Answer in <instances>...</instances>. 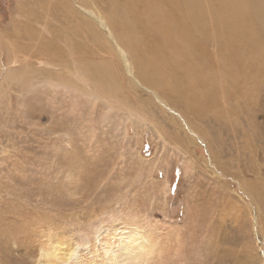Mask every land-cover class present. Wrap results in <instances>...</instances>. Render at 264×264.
I'll return each mask as SVG.
<instances>
[{"label":"rangeland","instance_id":"rangeland-1","mask_svg":"<svg viewBox=\"0 0 264 264\" xmlns=\"http://www.w3.org/2000/svg\"><path fill=\"white\" fill-rule=\"evenodd\" d=\"M100 1L0 0V264H38L52 240L69 264H264V26L261 55L201 39L216 97L190 109L122 47L128 72L118 31L79 8L109 21Z\"/></svg>","mask_w":264,"mask_h":264},{"label":"bare ground","instance_id":"bare-ground-1","mask_svg":"<svg viewBox=\"0 0 264 264\" xmlns=\"http://www.w3.org/2000/svg\"><path fill=\"white\" fill-rule=\"evenodd\" d=\"M71 1L74 4L76 2V0ZM102 1L107 2L109 5V21L103 19L90 7V9L81 6L79 8L91 19L95 20L99 26L103 27L111 39L115 38L113 30L118 31L119 39H115L120 40L123 46H119V41L117 51L127 64L128 72H130V67L126 61L127 56L125 57L127 51L122 47H126L131 52L136 72L142 80L155 89L168 90L180 94L177 96L183 100L186 99L188 107H191L190 109L194 107L197 109L202 108L200 106L205 100L207 105L210 106L214 97H216L217 65L209 60L210 54L202 46V38L212 39L215 34L220 36L221 39H225L220 47L221 52H227L229 46H235L237 47L236 51L240 54V47L245 44L247 45L246 48L249 47L246 53L248 51L256 55H261L262 53V44H260L262 37L260 40V36L255 39L256 36L253 34L254 28L257 27L255 24H259L261 28L258 27L260 29L264 26V5L257 0ZM60 6H62L61 10L65 13L70 12L68 2L60 1ZM245 16H248L247 18L251 17V23L246 24L245 22L246 25L244 24L243 18ZM141 36L149 39V45H139L138 39ZM78 48L74 49L78 50ZM79 49L83 51L82 47ZM75 50L72 52L76 53ZM210 50L208 49V52H211ZM242 51L244 53L243 49ZM45 55H49L48 50L45 51ZM221 55L222 57L227 56L225 53H221ZM45 61L47 60L45 59ZM224 63H226V60L221 65L223 66ZM100 65L97 63L98 74H104L108 79L115 76L116 71L114 72L109 62L105 61ZM224 66L227 69L229 68V64L227 66L224 64ZM257 70L258 73L257 71L255 72L256 76L264 74V65H261ZM182 88H185L186 91L188 90L186 94L180 93ZM204 93L207 94V98H204ZM220 93L223 96V92ZM128 235L129 241L138 240L139 253H141L142 246L148 244L147 239L143 238L137 230L129 232ZM44 247L42 246L39 249L36 263L69 264V259L73 255L74 245L72 242L59 243L52 240L47 248ZM130 250L131 248L129 247H122L123 253L128 254Z\"/></svg>","mask_w":264,"mask_h":264}]
</instances>
